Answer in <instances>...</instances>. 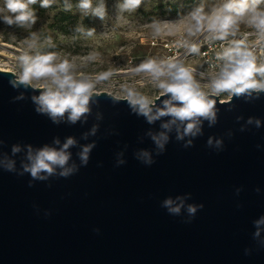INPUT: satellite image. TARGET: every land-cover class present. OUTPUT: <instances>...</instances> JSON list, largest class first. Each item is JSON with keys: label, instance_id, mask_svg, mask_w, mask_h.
Wrapping results in <instances>:
<instances>
[{"label": "water", "instance_id": "water-1", "mask_svg": "<svg viewBox=\"0 0 264 264\" xmlns=\"http://www.w3.org/2000/svg\"><path fill=\"white\" fill-rule=\"evenodd\" d=\"M12 74L0 70V158L15 162L13 171L0 168V264H264V232L253 237L264 216V93L214 97L216 123L205 120L201 134L182 140L173 125L161 151L151 136L166 131L169 117L149 124L126 98L99 92L85 118L54 123L36 111L39 92L13 87ZM68 137L76 141L68 150L78 169L72 175L57 169L33 180L23 172L28 146L60 147ZM89 144L85 166L79 153ZM177 197L184 207L171 215L162 202ZM189 204L204 207L191 218Z\"/></svg>", "mask_w": 264, "mask_h": 264}, {"label": "clouds", "instance_id": "clouds-1", "mask_svg": "<svg viewBox=\"0 0 264 264\" xmlns=\"http://www.w3.org/2000/svg\"><path fill=\"white\" fill-rule=\"evenodd\" d=\"M143 0H118L117 21L125 13L135 12ZM50 9L53 6L63 11L74 9L82 17H95L105 21L108 17L105 0H3L0 5V22L11 27L16 26L29 31L24 39V47L15 58V71L10 83L13 87L23 86L38 91L39 95L32 97L37 105L36 111L46 114L54 123H59L67 115V121L75 124L90 114L93 96L96 89L107 82L113 75L111 71L97 75L88 74L80 68L75 58L61 56L56 51H41L47 45L55 48L51 37L41 41V32L32 31L39 17L33 5ZM184 34L180 35L172 47L176 50L173 55L163 58L147 57L130 69V75L147 78L158 91L159 95L168 97L157 107L153 100L144 95L134 84L124 83L121 89L125 94L129 107L137 115L143 116L149 124L162 117H169L168 122L161 127L166 131L152 135L155 145L162 151L169 137L168 131L176 125L177 139L185 136L195 137L201 134L203 121L209 125L216 123L217 109L214 97H255L264 93V0H216L215 3L195 5L187 14ZM172 22L153 20L149 23L153 38L164 35H175ZM73 40L90 39L96 35L94 28H86L78 23L74 28ZM202 38V39H201ZM207 45L215 50L214 62L209 63L208 71H199L197 66L180 56L181 49L188 55L201 56V48ZM99 53H90L85 59L94 61ZM206 81V82H205ZM248 123H253L249 118ZM256 127L261 126L260 120H255ZM182 126V128H181ZM243 130V129H242ZM95 126L92 134H95ZM188 140L185 147L190 146ZM208 146H213L212 138ZM55 145H60L57 139ZM76 141L68 137L60 147L45 145L33 150L28 146L25 161L21 167L23 172L30 174L33 180H45L57 174L67 178L78 169L69 166L71 153L68 151ZM222 141L217 140L215 146L220 148ZM94 144L86 145L79 153L83 165H87L89 153ZM19 146L12 147V154L20 151ZM139 158L145 164L153 163L150 154L142 151ZM124 163L123 160L118 161ZM0 168L13 171L15 162L0 158ZM23 174V173H21ZM31 187V184H29ZM259 191V189H257ZM240 189H237L239 194ZM171 215H179L184 207V198L177 197L174 201L167 198L162 202ZM204 205H187V212L194 218L197 211ZM191 219L185 223H191ZM253 237L257 240L264 232V216L254 221ZM264 247V240H260Z\"/></svg>", "mask_w": 264, "mask_h": 264}, {"label": "rangeland", "instance_id": "rangeland-1", "mask_svg": "<svg viewBox=\"0 0 264 264\" xmlns=\"http://www.w3.org/2000/svg\"><path fill=\"white\" fill-rule=\"evenodd\" d=\"M76 0H73L75 3ZM205 4L215 3L216 0H203ZM3 0H0L2 5ZM108 17L101 21L95 17H82L75 9L66 12L53 6L50 9L41 8L39 4L33 5L39 17L32 31L41 32V41L47 37L55 44V48L44 45L41 51H56L61 56L75 58L80 70L97 75L107 71L113 73L112 77L96 89V93L106 92L117 98H125L121 89L124 83L134 84L144 95L154 100L159 91L142 76L130 75V69L138 65L147 57L163 58L166 52L161 44L172 35L153 38L149 23L154 19L172 22L176 33L185 29L187 14L201 0H143L141 6L133 13H125L117 21L118 0H105ZM64 12L69 18L60 22V13ZM82 23L86 28H94L96 35L90 39L73 40L74 28ZM29 31L16 26H7L0 22V69L15 71V58L24 47V39ZM154 39V40H153ZM90 53H99L92 62H87ZM220 99H228L226 95Z\"/></svg>", "mask_w": 264, "mask_h": 264}, {"label": "built area", "instance_id": "built-area-1", "mask_svg": "<svg viewBox=\"0 0 264 264\" xmlns=\"http://www.w3.org/2000/svg\"><path fill=\"white\" fill-rule=\"evenodd\" d=\"M184 34V29L178 32L175 35H172L168 37L164 42L161 44V48L166 52V56L173 55L175 53V49L172 47L173 42L179 38L180 35ZM202 39V38H201ZM154 40V39H153ZM215 50H210L208 46L205 44L204 47L201 48L202 53H207V55H201V56H192L188 55L184 49L179 50L180 51V56L182 59L187 58L188 62L192 63L194 66H197L198 72L199 71H208L209 70V63L214 62V55H215ZM206 82V81H205ZM219 100L222 101H227L228 99L222 100L220 97H218Z\"/></svg>", "mask_w": 264, "mask_h": 264}, {"label": "trees", "instance_id": "trees-1", "mask_svg": "<svg viewBox=\"0 0 264 264\" xmlns=\"http://www.w3.org/2000/svg\"><path fill=\"white\" fill-rule=\"evenodd\" d=\"M69 18V15H67L66 13H64V12H61L60 13V22H63V21H65V20H67Z\"/></svg>", "mask_w": 264, "mask_h": 264}, {"label": "bare ground", "instance_id": "bare-ground-1", "mask_svg": "<svg viewBox=\"0 0 264 264\" xmlns=\"http://www.w3.org/2000/svg\"><path fill=\"white\" fill-rule=\"evenodd\" d=\"M0 70H5V69H4V68H3V69L1 68ZM6 71H7V70H6Z\"/></svg>", "mask_w": 264, "mask_h": 264}]
</instances>
